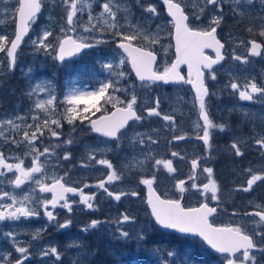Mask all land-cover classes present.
<instances>
[{
  "label": "rangeland",
  "instance_id": "obj_1",
  "mask_svg": "<svg viewBox=\"0 0 264 264\" xmlns=\"http://www.w3.org/2000/svg\"><path fill=\"white\" fill-rule=\"evenodd\" d=\"M79 1L81 2V0ZM124 1L116 0L119 4L115 5L119 7H116L115 11L118 13L126 12ZM176 1L180 2L191 16L190 26L194 29L207 30L209 25L216 26L211 24L213 17L222 16L217 30L219 38L225 43L226 60L212 70L215 79H210L209 73L205 74V82L208 87L207 109L213 114L214 125L222 124L225 126L223 131L215 127L214 136L217 138L220 135L224 139L216 141L217 151H214L210 160L212 167L214 165V175L218 186L217 196L219 198L217 201L212 200V202L223 203L227 209L235 211L249 212L253 206H255V210H264V180L256 181L248 191L241 190L247 187V181L252 175H264V147L256 144V140L264 135V94L251 93L250 87H246L255 83L258 87L264 88V51L255 57L249 53L253 40L264 44V37L259 35L262 27H264V2L253 0L251 4H244L243 2L238 4L236 0H222V10H219L212 5H206L205 0ZM44 4L46 10H50L57 3L55 0H44ZM17 8V0H0V37L7 38L6 40L0 39V44L4 45V51L0 52V121H3L0 123V133H3L0 135V152L4 154L6 163L17 164L23 161L22 167L25 170H29L33 166V157L42 153L45 148L48 149V154L39 157L42 171L32 173V178L24 180V183L19 187L15 185L14 181L20 172L16 169L8 171L6 168L0 167V212L21 207L20 201H23L25 196L29 197V200L24 201L23 206L29 209L37 207L39 211L38 216L21 217L18 221L6 219L0 222V257H2L0 264H16L18 260H23L24 255L17 251L19 247L27 249V258L29 257V259L25 264H133L135 261L131 262L130 260L133 252L146 255L161 264H176L172 257L166 255L168 251L174 252L180 258L187 256L189 264H201L192 259V256L197 257L201 254L195 241L190 243L189 248L180 251L174 247H167V244L163 243V239L160 241L154 224L148 221L119 224L120 215L116 212L114 218L113 212L105 207L108 195L104 189L98 187L99 183L103 181L109 192L135 191L137 195L133 198L136 197V199L130 203L132 212L138 210L142 201L143 205L141 206L144 207V197L141 192L146 190V186L141 182L143 179L155 177L154 181L159 190L165 191L166 195L170 197H172V193L179 195L176 180L185 169L190 168L192 170V163L189 158L195 160L196 152L204 145L199 139L203 134L200 133L202 124L196 119L197 116L189 118L188 124L177 125L176 122V119L179 122L182 121L181 115L187 108L199 109L198 100L191 86L185 84L167 88L155 83L151 87H143V84H138L139 82L131 79L129 75L131 71L125 52L114 45L107 54L102 55L100 51L99 63L86 65V70L90 68L92 72L111 75V79L103 80L102 84L112 82L116 91H113V88L108 90H111L109 96L113 97L115 104H119L118 101H125L127 97L131 98L130 94L134 91L137 100H139L138 107L142 111V119L134 124L136 128L131 135L124 137L122 141H118L116 144L101 143L95 140L92 143L89 141L82 142L81 137L79 139L75 137L77 135L75 129L77 125L81 124V121L77 119L73 123H69L66 112L67 108L72 107L67 103L66 97L73 90L87 92L83 90L86 89L85 87L81 88L79 84H76L79 81L77 76L79 63L76 60H71L66 65L61 66L57 64L60 61L58 56L51 54L52 47L44 48L39 43V40L43 38L44 31H47L48 20L53 14L61 17H64L65 14V19L58 24L60 29L58 35L72 27V25L67 24V12H41L36 23L39 25L35 24L36 26L33 28L36 32L35 36L26 41L17 54L15 66L12 67L7 52L14 33ZM200 8L204 9L202 14L199 11ZM87 13L93 16V12L92 14ZM195 16H199L200 19H195ZM169 20L164 15L159 26H145L142 34L139 35L147 48L157 50L160 53L158 70L170 66L175 58L172 22ZM93 24L95 25V22L89 23V20L78 25L75 24L76 30L82 31L78 37L82 40H91L107 45L110 36L91 33V29L97 30L92 27ZM85 28L88 31H85ZM118 30L125 34H132L129 33L125 21H122ZM58 35L56 39H58ZM144 35H147L149 39H143ZM118 37L121 38V36ZM154 38L158 39L159 42L153 44ZM136 40L139 39L136 38ZM47 41L46 39L44 42L47 43ZM207 53L214 55L211 51H207ZM234 57H240V59L237 60ZM121 59L124 60L123 64L119 63ZM108 64H112L111 69L106 67ZM60 72H63L64 76L63 81L59 84L54 75ZM119 73H123V75L121 76ZM16 75L23 77V80L15 82L12 77ZM33 75H35V80H31ZM232 83H236L239 86L238 89H231L230 84ZM38 84L43 85L46 90L37 88ZM27 85L33 90L30 92V105L22 112H17L22 108L20 102L14 101L12 97L4 98L3 95L14 94L11 90L17 87L27 88ZM59 89H65V92L59 95ZM240 91H248L252 94L253 99L251 101L241 99L239 97ZM53 96L55 99L51 105L46 104L44 109L35 107L41 100H48ZM156 98H159L160 101L158 111L161 115L149 117L146 110L156 106ZM163 115L173 116L174 121L171 123L164 121ZM8 120H12L13 124L18 127L14 128L8 125ZM53 121H58V123H53ZM64 122L67 128L64 127ZM197 124L200 127H197ZM37 126H39V131H37ZM188 126L191 128V136L187 144L188 150L192 152V155L188 153L186 156L189 157L187 158L189 161L182 163L180 159L175 160L174 169L176 171L174 172H169L163 164L157 165V160H172V151H177L180 148V144L176 140V142L174 141V137L178 135L177 131L186 130ZM25 131L28 132L29 137L33 132L36 133V139L31 144L24 139ZM53 131L57 132L59 137L52 136ZM181 134L183 132L179 133V135ZM45 140L51 142L46 143ZM233 144L239 147L243 155H236L235 149L232 147ZM66 156L67 159H65ZM101 159L108 161L111 167L98 163ZM219 165L224 167L223 172H220ZM202 168H209V165H204V167L202 165ZM203 169L201 170L202 181L197 183L198 189L202 188V184H206L209 180ZM113 171L120 179L108 181L107 177ZM197 171L198 166L194 169V176L197 175ZM62 178L68 182L82 184L89 194H94L90 203H93V208L97 212L101 211L105 221L109 223V225L107 223L99 227L97 231L99 239L105 240L107 237H111V235L107 236L105 228L112 230L115 227L114 238L101 242V247L108 248L110 255L101 251L99 255L91 256L83 249L80 231L90 222L80 223L75 214L63 217L62 222H59V219L53 222L46 215L45 217L40 215L41 211L45 212L42 202L46 201L50 195V192L42 191V187ZM198 189H188L187 199L189 202L187 204L189 206L196 203L200 204L203 201V193ZM5 192L9 194L7 197L3 196ZM139 196L141 199L137 198ZM210 196L211 193L207 197L210 199ZM13 197L16 200L14 208L8 209L7 205L13 204ZM125 197L122 196L120 201L128 200V198L125 200ZM108 198L112 197L108 196ZM190 201L195 203H190ZM67 202L72 207L71 212L80 213L84 210L85 204L81 198L68 199ZM64 203L65 201L62 200L61 205ZM65 209L67 210V208ZM52 212L58 213L60 211ZM221 218L226 221L221 224L228 226V222L236 223L250 235H253L254 232H264V225L253 227L259 220L255 216H233L223 213ZM94 219L103 220L101 217ZM68 220L72 221L69 227L64 229L58 227ZM117 229L128 230L130 232L128 240L119 236ZM7 233H11L15 240L7 237L5 235ZM138 234H143L145 239L138 240L136 238ZM61 236L67 237V241L64 242L65 238ZM255 238L257 241L258 238L256 236ZM149 239L151 242L156 239L158 244L145 243L144 245V242ZM68 245H73V247H68ZM130 245L134 248L126 251ZM143 245L144 247H141ZM53 247L57 249V253L49 252L47 256L43 255L46 250ZM138 248L141 249L138 250ZM119 250L125 252L119 253ZM250 255L256 257V264H264V253L253 250ZM219 264H224V261L220 259ZM237 264H240V261Z\"/></svg>",
  "mask_w": 264,
  "mask_h": 264
},
{
  "label": "snow or ice",
  "instance_id": "obj_2",
  "mask_svg": "<svg viewBox=\"0 0 264 264\" xmlns=\"http://www.w3.org/2000/svg\"><path fill=\"white\" fill-rule=\"evenodd\" d=\"M79 0H63V3L66 5L67 9V24L72 25L71 31L76 30V25L74 24L73 17L76 16L78 11H81L78 8ZM251 4L253 0H236V3ZM264 2V0H262ZM19 3V8L17 9L19 13V24L20 28L18 33L15 35V39L11 42V48L7 52V56L11 58V64L14 65L15 62V52L19 46L20 41L23 36L26 34L27 28L29 27V22H35L37 13L41 10V0H17ZM139 3V0H137ZM163 3L167 5V13L172 17L173 25L175 28L174 38H175V61L171 63L170 66L164 67L163 71L154 70V64L156 62V55L153 51H146L142 48L133 46V41L136 40L138 35H141L143 29L137 28L136 25H132L134 29L132 34H125L117 30L114 34L121 36V42L118 47L123 49L124 52L127 53V59L131 61V66L135 71L136 76L139 78L141 82H147L143 84V87H151L152 84L156 82H163L165 84L169 83H187L195 86L196 89V98L199 102V115L203 120L204 128L203 135L199 137V139L203 140L206 144L209 143L210 129L214 127H218L221 131L224 130V125H214L209 112L206 110L205 97L208 96V88L204 83L205 71H208L209 78L215 79V74L212 71L213 65L218 64L220 61L224 60V56L221 55V49L224 47L223 44L216 37L217 27L220 24L221 17H213L211 24L216 26L209 25L207 30H196L189 26V17L185 14L184 8L181 6L180 2H174V0H163ZM206 5H212L219 10H222V0H205ZM119 7L118 5H115ZM102 11L99 13L98 18H104L105 16L111 18V23L109 19H104V24H107L110 29L117 28V11L113 10L112 0H106L103 2ZM91 8V5H89ZM144 11L150 14H156L155 6L149 5L144 8ZM202 14L204 9H199ZM243 15V13H241ZM93 16L89 15V23L93 21ZM195 19H200L199 16H195ZM95 28V25H92ZM101 31L105 30L103 28ZM85 31H88L85 28ZM251 31V29H249ZM52 35L50 31H44L43 38L39 40V43L42 47L48 48L52 47V45L45 43L44 41L48 36ZM261 37H264V27H262L259 32ZM0 39L6 40V37H0ZM143 39L147 40L149 37L147 35L143 36ZM158 39H153L152 43H158ZM35 43V42H34ZM92 47L91 44L82 42V40L74 39L72 36H65L59 42V50H58V58L60 60H64L66 56H72L77 52H80L82 49ZM262 47L261 44H257L255 41L251 42V54L259 56L260 52L258 49ZM205 49H213L215 52V59L205 54ZM4 51V45L0 44V52ZM239 60L240 57H234ZM120 64L124 63V60L121 59L119 61ZM181 65H187L188 68V78L181 75L179 72V68ZM109 69L112 68V64L106 65ZM193 73H195V78L193 79ZM119 75H123V73H119ZM231 89H238V85L236 83L230 84ZM246 87H250L251 93H261L264 94V88L258 87L255 83H251ZM37 88L40 90H46L43 85L38 84ZM109 88H113V91L116 89L113 87L112 82L103 83L97 90L90 92H76L73 90L71 94L66 97V101L72 107L67 108V116L68 122L73 123L75 120L79 119L81 122L87 121L92 131L95 133L102 134L105 137L109 138H118V133L121 132V129H125L129 124V121H140L142 119L141 115H138L134 106L137 104V96L135 92H131V98L125 104L124 107H116L115 111L109 114H102L96 119H92L91 116L95 115L96 112H100L101 108L99 103L103 100L104 104H109L113 102L112 96H107V92ZM125 91H128L125 89ZM248 91H240L239 97L243 100L251 101L253 99L252 94ZM55 97L53 96L48 100H41L39 103L35 105L37 109H44L45 105H51ZM118 103H124L123 101H118ZM159 98L155 100V107H150L146 110L147 116H160L161 113L158 111L159 109ZM80 105H83L81 108ZM94 110V111H93ZM91 113V115H89ZM162 119L164 121L173 122L174 117L170 115H163ZM3 123V121H0ZM53 123H58V121H53ZM7 124L12 127H18L13 124L12 120H8ZM47 126V124H45ZM197 127H200L197 124ZM37 131H39V126H37ZM43 134V133H41ZM3 135V133H0ZM52 136H57L58 133L53 131L51 133ZM138 135V134H137ZM24 139L28 141L29 144L32 143L36 139V133L33 132L31 137L27 131L24 132ZM151 139V137H149ZM175 140H183L184 136H176ZM14 143L16 141H13ZM141 142H143L141 140ZM71 143V141H69ZM256 144L264 147V135H261L259 139L256 140ZM232 147L235 149L236 155H243L240 151L239 147L236 144H233ZM37 151L38 150H35ZM48 154V149L45 148L42 153L33 157V166L29 170H25L22 167L23 161L17 164H11L5 162V157L2 152H0V167L6 168L8 171H12L16 169L20 172V175L15 178V185L19 187L24 183V180L31 179L32 173H40L42 171L41 164L39 163V157ZM178 154L173 152L172 156H177ZM90 159L92 157H89ZM67 159V156L65 157ZM98 163L106 164L108 167H111V164L106 160H99ZM192 168L195 169L198 166V160H192ZM157 165L163 164L170 172L176 171L172 167V161H162L157 160ZM204 172L208 173L211 176L213 169L205 168ZM250 171V170H249ZM120 179V177L113 171L108 177V181H113ZM155 177L152 179H143L141 182L148 186L149 188V198L148 204L151 206V214L155 218V222L166 229H174L178 230L180 233H192L196 234L199 237H202L204 241L207 242L211 248L215 249L217 252L222 254H228L224 259L227 260V264H237V261H240V264H256V257L254 255H250L252 250H256L257 252L264 253V232H254V235L258 238L257 241H254L253 235L246 234V232L240 226H223L216 227L209 221V217L213 216L217 213L216 207H210L207 202L202 203L199 208H184L179 199H161L160 196L155 194L153 190V183ZM189 179H194V177H189ZM264 180V175H252L251 178L247 181V187L241 190L248 191L252 188L253 184L256 181ZM37 183H39L37 181ZM185 181L181 180L176 185L181 193L185 192ZM99 188L104 189L105 193L114 198L116 201H120L122 196H136L137 193L135 191L130 192H109L105 186L104 182L101 181L98 185ZM191 188L198 189V186L193 183ZM198 190L202 191L205 198H207V194L211 193V200H218L217 191L218 186L217 182L214 179H209L208 183L203 184L202 188ZM42 191L44 192H52L54 193L51 200H47L42 202V206L45 210V215L49 220L55 219L53 216V212L48 210V205L50 204L53 209L56 208L60 201H65L62 207L67 208L69 212L72 211L71 205L66 200V193L75 194L78 190L72 187H65L60 180H56L51 187L45 185L42 187ZM9 194L7 192L3 193L4 197H7ZM81 200L84 204L87 205V208L92 209L93 204L89 201L93 199V197L85 196L83 192L80 193ZM13 199V204L7 205L8 209H13L14 204L16 203L15 197ZM29 197L25 196L23 201H20L21 207H15L14 210H9L7 212H0V222L7 220L10 221H18L23 218H30L33 216H38L39 211L37 207H33L31 209L24 207V201H28ZM234 215L236 213H233ZM249 216L258 217L259 220L257 223L253 225V227H258L260 225H264V210L246 213ZM133 217L128 214H124L122 219L118 221L119 224H123L125 222H129ZM72 221L68 220L64 224L58 225L59 228L64 229L71 225ZM108 222L105 220H97L93 219L89 225L85 228L81 229V231L87 232L93 229H99L101 225H105ZM119 236L124 238H129V232L123 229H117ZM7 237L15 240V237L12 236L11 233L5 234ZM138 240H144L145 237L143 234H138L136 237ZM68 247H73V245H68ZM17 251L24 255L25 258L28 256L27 249L24 247L17 248ZM50 253H57V249L55 247L46 250L43 255L47 256ZM237 253L240 255L237 256ZM166 255L173 258V261L176 264H189V259L187 256L180 258L177 254L172 251L166 252ZM235 257V259H233ZM2 259V257H0ZM17 264H20L18 261Z\"/></svg>",
  "mask_w": 264,
  "mask_h": 264
},
{
  "label": "flooded vegetation",
  "instance_id": "obj_3",
  "mask_svg": "<svg viewBox=\"0 0 264 264\" xmlns=\"http://www.w3.org/2000/svg\"><path fill=\"white\" fill-rule=\"evenodd\" d=\"M69 2H70V0H69ZM103 2H106V0H81V2L79 1L78 2V8H80L81 11H78L76 16L73 17V21H74V24H76V25L80 24L81 22L88 21L89 20V14L87 12H90L91 14L93 12V16H94L93 22H95V29H97V30L95 31L94 29H91V33H97V35H105V34L109 35L110 40H109V43L107 45L101 44L100 42H94L91 40L80 39L78 36H80L82 31H80V30L71 31L70 29L72 27H70L68 30L63 32V34L58 35L60 33V29L58 27V24L62 20L65 19L64 18L65 14H64V17L57 16V14H53L51 19L48 20L49 26L47 27V31H50L52 33V35L47 37V40H48L47 43L52 45V48H51V54L52 55L58 56L59 42L66 35L72 36V37L76 38L77 40H82V42L89 43L92 45V47L82 49L80 52L76 53L77 55L71 56L67 60L62 61L58 58L60 61H59V63H57V64H60L61 66H64L69 61L76 60L79 63V65H78L79 67L77 68L79 71L77 73V76L79 79V85L81 86V88L85 87L86 89H83V90L87 91V92L97 90L99 88V85L102 84L103 80H110L111 79V75L109 73L107 74V73L92 72L90 70V68H88L86 70L85 66L90 65V64L94 65L96 63H99L98 56H99L100 51H101L102 55H104V54H107L109 51L112 50V48H113L112 45L119 48L118 45L121 42V38L118 37V35H115L114 33L119 29V27H121L122 21L126 22V25L130 31L129 33H133L134 29L132 28V25H136V27L140 28V29H143V27H145V26L153 27L155 25L157 27V26H159V24L162 23L163 16L166 15L170 19L169 21L172 22V28H171L172 29V41L174 43V40H173V33H174L173 21H172V18L167 14L165 6L163 4V1H161V0H142L139 3H137L136 0H125L124 4H125L126 12H121V13L117 12L118 14L116 17V21H117V28L116 29H110L107 24H104V19L107 16H105L104 18H98L99 13L102 11L101 5ZM55 3H57V4H55L54 8H52L50 10H46V8H45L46 5L44 4V0H41L42 7H41L40 12H67L69 10V9H67L66 5L63 3V0H55ZM112 3H113V10L115 11L116 10L115 4H119V3H117L116 0H112ZM89 5H91V8H89ZM149 5L155 6L156 14H150V13H147L144 11V8H146ZM18 7H19V3H18ZM188 17H189V23H190L191 16L188 14ZM107 18L109 19V22L111 23V18H109V17H107ZM38 19H39V17H36L35 22H33L32 27H31V32H30L28 39L31 38L32 36H35L36 32L34 31L33 28H34V26L39 25V24H36ZM101 28H103L105 30L101 31L100 30ZM57 35L59 36L58 39H56ZM137 38L139 40H134L132 43L135 45L144 47L145 49H147L149 51H153L155 54H157V61L154 65V70L163 71L161 69H159V70L157 69V65L159 64V61H160V53L157 50L147 48L144 45V42H142V40L140 39L139 35L137 36ZM119 49L122 50L121 48H119ZM15 64L11 65V66L14 67ZM128 66H129V69L131 71V73H129V75L133 81L139 82L138 84H146L147 83V82L138 81L139 78L136 76L135 73L132 72V69L129 65V59H128ZM182 73L184 74V76H186V69H182ZM63 76H64V73L60 72V73L55 74L54 78L60 84L63 81V79H62ZM12 78L14 79L15 82H20L23 80V77H19V75L13 76ZM31 80H35V75H33V78H31ZM156 84L164 85L167 88L173 87L172 85H165L162 82H156ZM128 89H132V88H128ZM31 91L33 92V90H31L27 85V88L17 87L16 89L11 90V92L14 94H11V95L4 94L3 96H4V98L12 97L14 99V101L18 100L20 102L22 108H20L17 112H22L23 110L28 108V106L30 105V98H31L30 92ZM64 92H65V89H59V95H62ZM40 95H42V94H40ZM106 95L107 96L111 95V90H108ZM207 98H208V96L205 97V103L206 104L208 101ZM128 100H130L129 97H127V99L125 101H123L124 103H119V104H115L114 100L112 103L104 104L103 100H101L99 103L101 111L96 112L95 115L91 116V118L96 119L97 117H99L102 114H110L116 107H124L125 104L128 102ZM138 103H139V100H137V104L134 106V108H135V110L138 111V115L142 116V111L139 110V107H138L139 104ZM198 105H199V102H198ZM80 107L82 108L83 105H80ZM206 110L209 112V115H210V118H211L213 124H215V119H213V114H211V112L207 109V106H206ZM89 115H91V113H89ZM181 116H182L181 122H179V120L176 119L177 125L188 124L189 118H191L192 116H197V118L196 117L195 118L202 124L200 133L203 134L204 124H203L202 118L199 115V109L193 110L191 108H187L185 110V112L183 113V115H181ZM135 123H137V121H134V122L128 124L125 129H122L121 132L118 133V138H109V137L103 136L102 134L95 133L94 131H92L90 124L87 121H84V122H81V124L77 125V128L75 129V132H77V135L75 137H76V139H79L81 137L80 140L82 142L83 141H89L92 143V141L95 140V141H99L101 143H109V144L113 145V144L118 143V141H122L124 137L126 138L127 136L131 135L133 133V130L136 128V125L134 126ZM63 124H64V127L67 128L66 123L64 122ZM190 129L191 128L188 126L186 130L184 129V130L177 131V133H178L177 136H184L185 139L176 140L178 142V144H180V148L177 151H172V153L175 152L178 154L175 157L171 155V157H172L171 161H172V167L173 168H174V163L176 162L175 160H177V159H180L182 161V163H184V161L190 160V162H192V160H194V159L191 160V158L186 157L188 153L189 154L192 153L188 150V144H187V141L190 140V136H191L190 135V132H191ZM209 131H210V136H211L209 143L206 144L203 140H201L204 145H202L201 146L202 148L201 149L199 148L198 152H196L197 157L195 158V160H198L197 175L194 176L195 172H194L193 168H192L193 172L190 168H187L184 171H182V173L178 176V179L176 180L177 183H179V181H181V180L185 181V185H184L185 189H186V191H185V204H187L189 202L187 199L188 189L191 188V185L193 183H195L198 186L197 183L202 181L201 180V178H202L201 170L203 169L202 165H203V167H204V165H209V168L213 169L211 176H209V174L206 173V177L209 179L210 178L214 179L216 181V177L214 175V165L212 167L210 160L213 156L214 151H217L218 145L216 144V141L217 140L221 141L224 138H223V136L221 137L220 135H218L217 136L218 139H217L214 136L215 127L210 129ZM182 132H183V134L179 135V133H182ZM193 132L196 133L195 131H193ZM57 137H59V135H57ZM174 141H175V139H174ZM45 142L49 143L51 141L45 140ZM187 158H189V160H187ZM207 159H208V161H206ZM168 160H170V159H168ZM218 168L220 169V172L224 171V167H218ZM189 177H194V179H189ZM59 180H60V183H63V185H65V187H72V188H76L78 190L75 194L66 193L65 194L66 200L81 198V195H80L81 192H83L85 196L94 197V194L93 193L89 194L87 192V190L84 189V185H82V184H79V183L77 184L75 182H68V181H65L63 178L59 179ZM54 182H51L47 186L51 187V185ZM120 182H122V181H120ZM128 182H129V180H128ZM206 183H208V180ZM153 185L160 192V194L164 197L171 198V199H179V197H180V193H179V195L177 193H172V197L167 196L165 191L159 190L155 181H154ZM125 192H130V191L125 190ZM195 192L197 193V191H195ZM53 195H54V193L50 192V195H49L47 200H51ZM141 195L144 197V207L141 206V205H143V201H142L140 206L138 207V210L135 212L131 211L132 206L130 204V203H132L133 200L136 199V197L133 198V196H126L125 200H126V198H128V200H126V201L123 200V201H120L119 203H117V201L114 198L109 199L107 196V200L105 201L106 202L105 207L108 210L113 212L114 218L116 217L115 216L116 212H118V214L120 215V219H122V216L124 214H128L134 218L129 222H132V221L133 222H138V221L139 222L140 221L147 222L148 221L150 223H155L153 216L147 210L148 209L147 191L144 190L143 192H141ZM208 195H209V193L207 194V196ZM203 196H204V194H203ZM137 198L141 199V196H139ZM202 202H207L213 206L214 205L218 206V212L212 218V222L215 224H219V225H224V224H221L222 222L225 221L221 218L223 213L233 215V216H242V215L246 216V213H253L256 211L255 206H253V208L249 212H242L241 210L235 211V210L227 209V206L224 205L223 203H217V202L213 203L212 200H210L208 197L205 198V196L203 197ZM61 203H62V201H60V204H58L55 209H53L50 204L48 205L50 211H60L58 213H53V216L55 217V219H53V222H56V219H59V222H62L64 220L63 217L73 216L74 214L78 216L80 223H84V221L91 222L96 217H101L103 220H105L103 214L100 213L101 211L97 212V210L95 208L89 209V208H87L86 204H85V206H83L84 210L82 212L75 213V212H69L68 210H66L65 207L61 206ZM190 203H195V202L190 201ZM114 204H116L117 206H115ZM195 205H197V203ZM234 212H236L235 215L233 214ZM40 215H43L45 217V212L41 211ZM110 222H112V221H110ZM228 223H229V225H233L234 227L237 226L236 223H231V222H228ZM89 224L90 223H87L86 226ZM108 225H109V223H108ZM105 229L107 230V236L111 235V237H107L105 240L99 239V236L97 235V231L99 229H93V230H89L87 232L80 231V240L83 242V245H84L83 249H85V251H87L91 256H97L100 254L101 251H103V252L105 251L104 252L105 254L110 255L108 248L106 249V248L101 247V242L107 241V240H112L114 238L115 227L112 230H108L107 228H105ZM129 234H130V232H129ZM61 237L65 238L64 242H66L67 241L66 239H68L65 236H61ZM253 237H254V241H256L255 235ZM123 239L128 240V238H123ZM111 251H113V250H111ZM207 255L209 256L208 253H207ZM239 255L240 254H238L237 256H239ZM225 256H228V255H219V256H217V259L219 261H220V259H222L224 261V264H227V260L224 259ZM28 259H29V257L27 258L26 262L28 261ZM233 259H235V257H233ZM206 263L210 264V261L207 260ZM237 263H238V261H237Z\"/></svg>",
  "mask_w": 264,
  "mask_h": 264
},
{
  "label": "water",
  "instance_id": "obj_4",
  "mask_svg": "<svg viewBox=\"0 0 264 264\" xmlns=\"http://www.w3.org/2000/svg\"><path fill=\"white\" fill-rule=\"evenodd\" d=\"M163 1V0H162ZM165 5V4H164ZM165 7H166V10H167V5H165ZM38 14V13H37ZM168 14V13H167ZM186 14V13H185ZM187 15V14H186ZM171 17V16H170ZM172 18V17H171ZM30 23V22H29ZM19 28H20V24H19V13L17 12V19H16V34L18 33V31H19ZM29 31H30V25H29V27L27 28V31H26V34L23 36V38H22V40L20 41V43H19V46H18V48L20 47V45L22 44V41H23V39L28 35V33H29ZM174 33H175V29H174ZM216 37H217V39L220 41V43L221 44H223L224 45V47L220 50L221 51V55H223L224 56V60H225V55H224V50H225V44L218 38V35H217V32H216ZM14 39H15V37H14ZM13 39V40H14ZM257 44H261L262 45V43H260V42H258V41H255ZM174 43H175V38H174ZM133 46H135V45H133ZM135 47H137V46H135ZM11 48V45H10V47H9V49ZM18 48L16 49V52H17V50H18ZM144 50H146V49H144ZM212 51V52H214V50L213 49H205V51ZM262 50H263V45H262V47L260 48V49H258V51L261 53L262 52ZM146 51H149V50H146ZM15 52V53H16ZM215 53V52H214ZM250 55L251 56H256V55H252L251 54V45H250ZM206 54V53H205ZM209 56V55H208ZM211 57V56H210ZM213 59H215V57H212ZM224 60H222V61H220L218 64H215V65H213V68L215 67V66H217V65H219V64H221ZM175 61V60H174ZM155 65V64H154ZM183 67H186L187 68V65H181L180 66V68H179V72H180V70H181V68H183ZM134 70V69H133ZM181 73V72H180ZM187 74H188V68H187ZM181 75H183L182 73H181ZM193 79L195 78V73H193V77H192ZM204 83H205V85H206V82H205V77H204ZM181 84H183L182 82H181ZM191 86H192V88H193V90H194V92L196 93V89H195V86L194 85H192V84H190ZM207 87V86H206ZM205 99V98H204ZM110 115V114H109ZM131 121H129V123H130ZM122 130V129H121ZM153 187V190L155 191V194L156 195H158V196H160V198L161 199H165V198H163V197H161V195L159 194V192L155 189V187L154 186H152ZM147 196H148V198H149V188H148V186H147ZM180 200V203H181V205L184 207V208H199L200 207V205H198V206H194V207H185L184 206V193H183V196L179 199ZM205 203V202H204ZM210 207H216L217 208V206H211V205H209ZM149 209H150V211H151V206L149 205ZM256 212H258V211H256ZM216 214V213H215ZM214 214V215H215ZM213 215V216H214ZM213 216H210L209 217V221H210V223H211V218L213 217ZM155 219V218H154ZM157 224V223H156ZM158 225V224H157ZM159 226V225H158ZM214 226H216V225H214ZM161 229H163L164 231H171V232H175V233H177V234H179V235H182V236H187V237H199L198 235H196V234H192V233H180L178 230H174V229H166V228H163L162 226H159ZM216 227H223V226H216ZM206 245H207V247L212 251V252H214V253H218V254H222V253H219V252H217L215 249H213V248H211V246L210 245H208L207 244V242L206 241H204L203 240V238L202 237H199ZM238 254V253H237ZM20 262V264L21 263H23L24 262V259L23 260H20L19 261Z\"/></svg>",
  "mask_w": 264,
  "mask_h": 264
},
{
  "label": "trees",
  "instance_id": "obj_5",
  "mask_svg": "<svg viewBox=\"0 0 264 264\" xmlns=\"http://www.w3.org/2000/svg\"><path fill=\"white\" fill-rule=\"evenodd\" d=\"M154 229L159 234L158 239L160 241L163 239L162 241H163V243L167 244V247H174V248L179 249L180 251L189 248L190 239L178 236L174 233L164 232L161 229H159L155 224H154ZM150 240L151 239L144 242V245H145V243H147V244L150 243L152 245L158 244V241L156 239H153V242H151ZM195 242H196V245L198 246V248L200 249V251L203 250V248H205L204 246L202 247L198 241H195ZM144 245L141 247H144ZM132 248H134V246H132L131 249ZM140 249L141 248H138V250H140ZM210 255H213V254H210ZM213 257H214V255H213ZM130 260H131V262L135 261V263H138V264H150V263L155 262V260H153L152 258H149L146 255L136 254L135 252H133L131 254Z\"/></svg>",
  "mask_w": 264,
  "mask_h": 264
},
{
  "label": "bare ground",
  "instance_id": "obj_6",
  "mask_svg": "<svg viewBox=\"0 0 264 264\" xmlns=\"http://www.w3.org/2000/svg\"><path fill=\"white\" fill-rule=\"evenodd\" d=\"M258 128V127H257ZM219 167H223L222 165H219Z\"/></svg>",
  "mask_w": 264,
  "mask_h": 264
}]
</instances>
